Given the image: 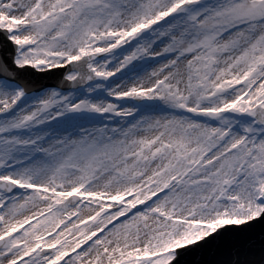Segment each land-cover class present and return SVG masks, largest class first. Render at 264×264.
<instances>
[{
	"label": "snow or ice",
	"instance_id": "1",
	"mask_svg": "<svg viewBox=\"0 0 264 264\" xmlns=\"http://www.w3.org/2000/svg\"><path fill=\"white\" fill-rule=\"evenodd\" d=\"M0 264H264V0H0Z\"/></svg>",
	"mask_w": 264,
	"mask_h": 264
},
{
	"label": "rangeland",
	"instance_id": "2",
	"mask_svg": "<svg viewBox=\"0 0 264 264\" xmlns=\"http://www.w3.org/2000/svg\"><path fill=\"white\" fill-rule=\"evenodd\" d=\"M162 48V45L160 46ZM159 50V49H158Z\"/></svg>",
	"mask_w": 264,
	"mask_h": 264
}]
</instances>
